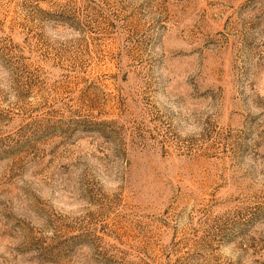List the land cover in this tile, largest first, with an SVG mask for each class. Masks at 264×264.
Returning a JSON list of instances; mask_svg holds the SVG:
<instances>
[{
  "label": "rangeland",
  "instance_id": "1",
  "mask_svg": "<svg viewBox=\"0 0 264 264\" xmlns=\"http://www.w3.org/2000/svg\"><path fill=\"white\" fill-rule=\"evenodd\" d=\"M0 264H264V0H0Z\"/></svg>",
  "mask_w": 264,
  "mask_h": 264
}]
</instances>
